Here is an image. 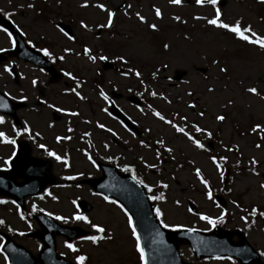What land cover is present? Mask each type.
<instances>
[{"label":"rangeland","instance_id":"1","mask_svg":"<svg viewBox=\"0 0 264 264\" xmlns=\"http://www.w3.org/2000/svg\"><path fill=\"white\" fill-rule=\"evenodd\" d=\"M220 2L222 5H219ZM29 3L34 5L32 9L27 7ZM82 3L84 0H0V11L12 14L23 35L26 34L36 47L45 46L54 55L57 70L70 72L76 77L74 81L64 76L57 83L48 84L46 74L20 62L16 68L18 77L14 79L4 72L8 64L0 65V91L9 93L7 97L12 101H21V95L27 97L23 100L26 107L17 115L22 129L25 124L29 127V132L24 134L31 147L30 156L49 161L52 178V183L39 195L24 199V210L0 196V200L4 201L0 203V220L4 221L7 233L36 253L40 244L25 236L37 228L32 215L52 213L48 217L53 220L57 215L67 218V222L55 220L60 224L81 228L89 235L96 234L82 221L72 219L78 209L80 214L88 217L92 223L103 226L106 233L112 235L111 240L103 239L97 244L81 238L71 241L78 248V254L87 257L86 264H139L135 241L130 236L123 212L116 205L106 202L104 196L95 195L96 192L82 184L83 180L100 175L96 162L102 161L111 163L119 171H124V166L129 165L137 178L152 186L153 192L148 195L163 192V201L152 200L154 208L161 209L164 223L179 225L177 229H211V225L199 219V214L217 217L221 207H217L219 204L214 196L220 195L227 202V206L222 208L226 210L224 229H240L247 234L248 242L258 252L264 251V234L260 231L264 228V218H250L248 229L239 219L240 215L245 214L241 209L255 206L264 211V192L259 189V184L264 183V132H250L254 124L264 126V99H261L264 97V49L241 41L224 29L208 25L206 20L214 16L215 9L207 3L197 5L195 0H182L180 5H172L168 0H88L89 7L86 8L80 7ZM96 3L104 4L111 11L122 3L125 7L116 12L111 28H101L97 25L106 22V12L93 7ZM217 7L221 10L223 22L240 20L244 26H250L253 32L264 36V4L257 0H218ZM154 8L160 9L161 18L157 19ZM19 12L24 13L23 18L18 16ZM136 13L145 18V24L140 23ZM174 16L180 17V20L172 19ZM81 21L87 25V29L79 26ZM59 22L71 25L73 40L56 31L54 26ZM149 23H155L156 30L149 29ZM99 28L102 32L95 36ZM165 44L168 45L167 49ZM10 46L7 33L0 31V48ZM85 47L91 49L93 56H107L105 61L122 71L129 68L138 71L140 79L135 75L123 77L121 72L103 69L99 59L89 61L87 56L82 55ZM65 48L71 49V52L65 53ZM77 52L81 54L76 55ZM61 55L64 56L63 60L55 59ZM119 56L126 63L117 60ZM214 60L217 63L214 64ZM221 67L226 68V72H220ZM202 70L204 73L200 72ZM181 72H185L183 78L174 81L175 74ZM33 79L37 81L35 87L31 84ZM77 81L82 82L77 91L85 97L83 100L74 93L66 92V89L74 88ZM247 87H256L259 95L247 93ZM101 90L108 97L112 90L124 96L140 93L143 101L140 108L124 99L114 102L136 124L141 132L139 138L112 119L107 111H101L108 107V102L99 96ZM151 92L157 95H149ZM41 100L46 103H40ZM47 104L54 107L50 109ZM189 104L196 107L189 108ZM149 106L180 126H185V121L179 120V116H186V131L200 141L203 139L206 142L209 138L192 131L191 124L196 123L207 129L212 133L210 143L215 144V149H195L181 134L153 117ZM56 107L65 111L56 112ZM67 112H77L78 115L70 116ZM199 112H204V116L200 117ZM217 115H223L224 121H216ZM3 117L5 122L0 124V132L16 143L20 135L13 131L11 119ZM98 122L117 135L113 137L110 132L97 128ZM145 128L151 131L145 132ZM57 136H69L70 139L57 142ZM157 139H164L167 146L173 149L171 155L154 143ZM140 140L151 147H141ZM125 141L128 143L125 144ZM15 143H0V169L7 168L3 161L12 157ZM106 143L108 150L103 147ZM38 144L44 145V148L37 147ZM256 144L261 147L256 148ZM228 147H233L234 151L227 152L225 149ZM49 151L62 159L67 154L69 167L65 168L62 161L49 157ZM156 151H160V159L156 158ZM85 152L92 157L95 167L84 155ZM214 153L227 157L221 166L223 177L208 158L216 157ZM109 156L113 160L109 161ZM253 158L258 162L255 170L259 175H252L250 171ZM146 163H155L159 171L146 168ZM195 168L201 170L203 178L209 182V189H204L196 179ZM66 176H75L76 179L66 180ZM159 183L168 187L160 188ZM209 190L212 200L205 196ZM73 200L76 201L75 205L72 204ZM81 201L91 206L89 212H82L77 207ZM175 201H179V206ZM189 201L195 204L196 212L188 211ZM32 205L38 211H33ZM21 213L23 220L20 219ZM3 242L0 236V264H7L1 251ZM65 242L63 237H56L57 253L74 262V254L64 247ZM179 255L189 264H237L232 259L195 261L186 244L180 246ZM262 261L264 263V257Z\"/></svg>","mask_w":264,"mask_h":264},{"label":"water","instance_id":"2","mask_svg":"<svg viewBox=\"0 0 264 264\" xmlns=\"http://www.w3.org/2000/svg\"><path fill=\"white\" fill-rule=\"evenodd\" d=\"M124 7L122 4L118 9ZM0 26L8 30L14 38L16 46L13 50L0 53V63L7 60V57H16L24 62H30L35 66L46 70L49 75V83L58 81V74L52 65L40 54L27 48L19 33L13 25L0 16ZM106 68L113 67L104 63ZM183 74L176 77L179 80ZM114 98L121 96L112 93ZM133 104H140L133 97H126ZM0 103L7 107H0V112L13 117L17 123L15 111L23 108L24 104H12L0 93ZM110 113L121 120L132 131L137 132L133 125L116 109L111 108ZM29 147L26 143L18 144L16 155L10 162L11 169L8 172H0V194L14 199L22 206L25 196L37 194L43 187L50 182L49 164L28 157ZM103 175L94 180L84 183L90 185L96 192L106 194L122 203L129 214L134 219V226L140 238L141 247L145 252L146 264H185L177 255L178 246L176 242L187 241L191 247L195 259L230 256L238 259L240 264H260L258 254L246 242L243 236H239V242H231V232L215 230L209 234H198L196 232H170L162 229L153 217V206L144 193V189L135 183L128 175H121L117 171L106 165H100ZM15 177L24 178L22 183H15ZM80 207L83 211L90 210V206L81 202ZM40 227V231L32 234L37 237L44 245L39 257L35 260L21 246L16 245L8 237L4 251L11 264H57L50 260L54 257V236L62 235L68 240L76 236L86 235L80 229L64 227L56 224L49 218L38 215L34 217ZM34 260V261H33ZM59 264H70L62 259H58Z\"/></svg>","mask_w":264,"mask_h":264},{"label":"snow or ice","instance_id":"3","mask_svg":"<svg viewBox=\"0 0 264 264\" xmlns=\"http://www.w3.org/2000/svg\"><path fill=\"white\" fill-rule=\"evenodd\" d=\"M57 2H59V0H57ZM168 2L172 5H180L182 0H168ZM258 3L260 4H264V0H257ZM195 3L197 5H203L204 3H207L209 5H211L214 9H215V13L214 16L211 19H207L206 23L210 26H213L214 28L217 29H224L226 30L228 33L233 34L237 39L241 40V41H245L248 44L251 45H256L258 46L260 49H264V36L258 35L256 32H253L251 30L250 26H244L243 23L240 20H236L234 23H225L221 20V10L217 7L218 4V0H195ZM27 7L29 9H32L34 7L33 4L29 3L27 4ZM80 7L82 8H86L89 7L88 4V0H84V3L80 4ZM93 7L99 9L101 12H106V22L103 24H99L97 25V27H101V28H111L113 25V20H114V12L107 9L105 7L104 4L101 3H96L95 5H93ZM154 13L155 16L157 17V19L161 18L162 13L160 11L159 8H154ZM136 17L137 19L140 21L141 24H145V18L143 16H141L139 13H136ZM172 19L174 20H180V17L178 16H174L172 17ZM194 19H202V17H194ZM80 27L81 28H85L87 29V25L81 21L80 23ZM147 27L149 29L152 30H156V24L155 23H149L147 24ZM61 31V33L68 39V40H73L74 37L70 34H68L67 32H64L63 29H59ZM0 31H6L5 29H0ZM17 31H20V29L18 28ZM23 35V33H21ZM8 39L9 42H12V36L9 33L8 34ZM165 49H167L168 45L165 44L164 45ZM5 51V49L0 48V52ZM39 51H41L43 53L44 56L49 57V59H53L52 54L47 50V49H39ZM65 53H69L71 52V49L69 48H65L64 49ZM91 49H89L88 47H85L83 49V55L87 56V59L89 61L95 62L97 59L104 61L107 60V56L105 55H100L99 57L93 56L90 54ZM81 53L77 52L76 55H80ZM55 59H59V60H63L64 56L61 55L59 57H55ZM117 60H119L121 63H126V61L124 60V58L122 56L117 57ZM213 63H217L215 60L213 61ZM226 68L221 67L219 69L220 72H226ZM4 72L8 73L9 75H11L12 73L9 71V66L6 65L4 67ZM135 75L137 77V79H140V73L138 71H133L131 68H129L127 71H121L120 75L123 77H127L129 75ZM64 76H66L68 79L70 80H76V77L73 76L70 72H64L63 73ZM142 82V81H141ZM81 83L80 81L76 82V85L74 88H70V89H66V92H71L74 93L79 99L83 100L85 99V97H83L79 91H77V89H79L81 87ZM31 84L35 87L37 84V81L35 79H33L31 81ZM209 91H212V89H208ZM129 91H131V89H129ZM245 91L253 96H257L259 95L258 89L256 87H247L245 89ZM5 97H7L9 95V93L5 92L3 94ZM149 95L155 97L157 95V93L155 92H151L149 93ZM188 95H191V93H188ZM99 96L105 101V102H109V97L105 94L104 91H100L99 92ZM20 100H26L27 97L24 95H21ZM162 99H164L163 96H161ZM261 99H264V97H261ZM40 103H46V101L41 100ZM231 103V102H229ZM0 107H7L6 104L0 103ZM47 107L52 109L54 107V105L52 104H47ZM189 108H195L196 106L194 104H189L188 105ZM150 110H151V114L153 117H155L156 119H158L159 121L163 122V124L168 125L171 129L174 130L175 133L177 134H181L184 138H186V140L188 142H190V144L192 146H194L195 149L198 150H203V151H207V148L205 146L204 143H202L199 139L195 138L192 134H190L189 131H186V127H187V117L186 116H179V120L181 121H185V126H180L178 123L173 122V120L171 119H167L164 115H162L160 112L151 109V106H149ZM56 112H62L65 111L64 109H61L59 107L55 108ZM101 111L106 112L107 109L102 108ZM68 115L70 116H77L78 113L77 112H67ZM198 115L200 117L204 116V112H199ZM225 117L223 115H217L215 117V120L218 122H222L224 121ZM4 121V117L0 116V124H3ZM85 123H88V121H85ZM52 125L50 124L49 127H51ZM97 128L103 129L106 132H110L111 135L113 137H115L117 134L116 132L112 131L110 128H106L104 124L102 123H97L96 124ZM191 129L192 131H194L195 133L201 134L209 139H211L212 137V133L210 131H208L207 129L199 126L196 123H192L191 124ZM127 130V129H126ZM13 131L16 133V135H20V131H18L17 129L13 128ZM69 132L72 131L71 128L68 129ZM145 132H150L151 129L149 128H145L144 129ZM23 132L27 133L29 132V127L27 124H25L23 126ZM250 132L251 133H257V132H264V126H262L261 124L257 123L252 125V127L250 128ZM37 135H39V133H37ZM84 135H88V133H85ZM70 139L69 136H57L56 140L57 142L61 141V140H68ZM0 143H9V144H14L15 141L14 140H9L5 133L0 132ZM125 144L128 143V141L124 142ZM155 144L159 145L160 148L163 150V152L168 153L169 155L172 154L173 149L171 147H168L165 140L164 139H157L154 141ZM139 144L141 147L143 148H149L151 147V145L145 143L144 140H140ZM37 147L39 148H44V145L42 144H38ZM105 150H108L109 145L106 143L103 145ZM256 148H260L261 145L260 144H256L255 145ZM227 152H233L234 148L233 147H228L225 149ZM13 155H15V153H13ZM47 155L49 157H54L55 160H57L58 162L63 163L64 167L67 168L69 167V162L67 159V154H65V157L62 159L61 156L56 155L54 152L49 151L47 153ZM84 155L88 158V160L92 163L93 167H95V162L93 161L92 157L85 152ZM156 158L160 159L161 158V153L160 151H156L155 153ZM211 160V163L215 166L216 171L220 174L221 177L224 176V172L221 168V163L219 161H225L227 160L226 156H220L219 158L215 157V156H209L208 157ZM9 159H11V157H9ZM9 159H6L3 161V163L5 165H7L9 163ZM107 159L109 161L113 160V157L109 156L107 157ZM173 159H175L173 157ZM143 162V161H142ZM257 160L255 158H253L250 161L251 164V168L250 171L252 173V175H259L258 172H256L255 170V166L257 165ZM146 168L149 169H157V171H159V169L157 168V165L155 163H146L144 165ZM124 171L127 172H132V168L129 165H125L124 166ZM194 174L197 180H199L200 184L203 185L204 189H209L210 185L209 182L203 178L202 174H201V170L199 168H195L194 169ZM66 180H74L76 179L75 176H66L65 177ZM132 179L135 183H137L138 185H140L142 188L146 189L148 193H152L153 192V188L152 186H150L149 184L145 183L143 180L137 179V177L135 175L132 176ZM77 187H79V185H77ZM159 187L160 188H167L168 185L164 184V183H159ZM259 189L264 192V183L259 184ZM95 195H100L99 193H95ZM205 196L207 197V199L212 200V193L211 191H206L205 192ZM53 199H56V197H52ZM149 200H160L163 201L165 199V195L163 192H161L159 195H149L147 197ZM103 199L110 203V204H114L116 205L118 208H120V211L123 212L124 216L127 218L126 219V223H127V228L130 230V236L131 238L135 241V252L138 253V258H139V264H146V256H145V252L144 250L141 248L140 245V238L139 235L137 233V228L134 227V222H133V217L131 215H129V211L125 210L121 205L117 204V202L115 200H110L107 196H104ZM0 203H4V201L0 200ZM175 203L177 204V206H179V201H175ZM233 204H235V201H232ZM72 204L75 205L76 201L73 200ZM217 207L219 208L220 206L217 205ZM236 207H239V205H236ZM32 210L33 211H38V209L36 208L35 205H32ZM42 211V210H39ZM189 212H192V209L189 208L188 209ZM242 212H244L245 214L240 215L239 219L245 224L248 225L249 224V219L250 218H255V217H260V218H264V211L259 210L257 207L252 206L250 207V209H241ZM152 212H154L155 215V219L157 221L160 222V227L161 228H172L173 230H176L178 227H180L179 225H169L164 223L162 217H163V213L161 211L160 208H154L152 209ZM45 215L47 216H52V213H45ZM226 215V210L225 209H220L219 215L215 218L210 217L208 215L205 214H199V219L201 221L206 222L208 225H211L212 227H215L217 224H223L224 223V217ZM20 219H24V217L21 215ZM55 220H60V221H64L67 222V218L63 217V216H55L54 217ZM72 219L75 221H82L84 224L88 225L91 229L94 230V232L96 234L93 235H88V236H82L81 239L82 240H87L89 242H91L92 244H97L98 241L103 240V239H108L111 240L112 239V235L110 233H106V230L103 226L96 224V223H92L88 217H86L85 215H82L79 213V210L77 209V213L72 216ZM253 223L255 222L254 220L252 221ZM4 221L0 220V224H3ZM187 231H193V229H187ZM260 231L264 232V228H261ZM100 234H104V235H100ZM21 235H23V233H21ZM64 247L68 250V252L73 253L74 254V264H86V260L87 257L85 255H81L78 254L79 250L77 247L74 246L73 243L71 242H65L64 243ZM259 256L264 257V251H260L258 253ZM213 259L216 260H231V257H225V256H215L212 257ZM5 261H7V257H5Z\"/></svg>","mask_w":264,"mask_h":264},{"label":"flooded vegetation","instance_id":"4","mask_svg":"<svg viewBox=\"0 0 264 264\" xmlns=\"http://www.w3.org/2000/svg\"><path fill=\"white\" fill-rule=\"evenodd\" d=\"M68 27H71V26L69 25ZM21 29H22V28H21ZM21 29H20V30H21ZM25 35H26V34H25ZM25 38H26L25 41H27L28 43H30V41L27 39V36H25ZM38 48L41 49V48H44V46H43V47H38Z\"/></svg>","mask_w":264,"mask_h":264}]
</instances>
